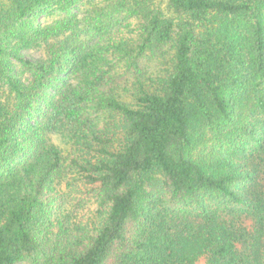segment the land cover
I'll return each mask as SVG.
<instances>
[{"label": "trees", "instance_id": "1", "mask_svg": "<svg viewBox=\"0 0 264 264\" xmlns=\"http://www.w3.org/2000/svg\"><path fill=\"white\" fill-rule=\"evenodd\" d=\"M50 1L0 0V78L13 94L0 102V264L36 254L46 238L61 239L50 229L61 223L54 200L64 158L46 136L64 125L74 136L69 161L96 186L105 209L97 224L51 249V264H264V190L249 163L255 152L264 155V127L256 130L241 112L247 93L264 80V0H168L184 16L176 25L141 9L137 40L119 41L116 54L140 73L147 55L170 41L175 50L159 90L140 88L135 106L118 99L109 72L89 64L79 47L49 45L48 59L38 62L9 44L15 25ZM61 2L66 9L77 0ZM71 28L70 21L31 28L19 45ZM13 58L29 81L16 76ZM73 65L76 86L61 84L50 96ZM254 102L264 125V93ZM94 112L110 118L99 126ZM206 130L214 144L206 157H193ZM157 175L163 194L154 191ZM218 204L246 214L252 231L220 220Z\"/></svg>", "mask_w": 264, "mask_h": 264}, {"label": "rangeland", "instance_id": "2", "mask_svg": "<svg viewBox=\"0 0 264 264\" xmlns=\"http://www.w3.org/2000/svg\"><path fill=\"white\" fill-rule=\"evenodd\" d=\"M143 8L160 12L163 16L172 19L175 25L184 18L183 15L172 12L168 0H123V2L122 0H77L74 6L66 9L63 8L61 0H51L48 5L37 8L20 20L14 27V35H8L7 41L11 46H17L16 50L22 57L38 62H45L48 59L47 46L49 45H61L67 42L71 46L79 47L77 49L79 55L87 58L86 61L89 64L109 72L110 82L108 83L114 88L118 99L128 105L135 106V96L140 88L148 92L159 90L162 79L171 70L175 50L174 41H170L160 53L147 55L142 61L140 73L134 72L116 54L113 47L119 41L137 40L140 25L143 23L141 16V9ZM60 21H70L73 28L65 31L57 38L37 41L29 47L23 48L19 45L18 36L27 34L31 28H43ZM95 26H101L102 31L95 30ZM176 32L175 29L174 37H176ZM11 62L18 78L23 81L31 79L27 68L18 60L13 58ZM77 75L78 71L75 70L74 65L68 67L59 74L57 81L52 83L48 89V94L57 97V90L61 84H68L69 87L76 86ZM262 93H264V80L257 91L247 93V98H244L245 100L241 104L242 117L246 118L250 114L249 118H252L250 121H253L255 129L260 132L264 125L257 110L254 109V96ZM12 95L6 82L0 78V102L10 100ZM86 109L88 112H93L91 106H87ZM254 110L256 114L253 112ZM91 118L99 126H103L110 116L106 113L94 112L91 113ZM227 130L228 128L223 129L222 133L225 134ZM72 131V127L64 125L46 136L50 143L61 150L64 158L62 173L60 178L55 181L56 198L54 200V210L59 217L58 223L61 222V225L56 224L54 227L52 226L53 229H50L51 232L57 233L61 239L51 242L47 241L46 238L36 254L30 255L16 264H51V253H53L51 249L64 244L67 238H71V236L74 238L75 235L80 234L83 227L86 230L97 224L105 209L101 204L96 186L84 183L69 161L76 154ZM215 138L206 130L202 136L201 144L192 152L193 157L196 155L206 157ZM249 161L250 167L256 165L258 168L257 187L264 190V155L255 152L252 157H249ZM156 178L158 180L155 182L154 191L163 194L164 189L159 182L160 176L157 175ZM219 206L218 216L220 220L227 223L234 222L235 225H242L246 228L245 230L252 231L253 221L246 214L231 206ZM197 264H205V258H200Z\"/></svg>", "mask_w": 264, "mask_h": 264}]
</instances>
